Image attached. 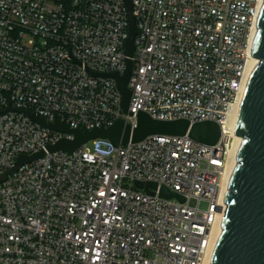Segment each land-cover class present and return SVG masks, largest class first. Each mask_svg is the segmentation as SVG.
<instances>
[{
    "label": "built area",
    "instance_id": "built-area-1",
    "mask_svg": "<svg viewBox=\"0 0 264 264\" xmlns=\"http://www.w3.org/2000/svg\"><path fill=\"white\" fill-rule=\"evenodd\" d=\"M131 4L125 112L116 81L100 76L126 69L124 0H0V178L44 152L0 181V264H205L211 254L233 140L225 120L246 78L258 0ZM24 113L82 132L134 128L144 113L216 123L221 135L214 146L150 136L48 153L73 136Z\"/></svg>",
    "mask_w": 264,
    "mask_h": 264
},
{
    "label": "water",
    "instance_id": "water-1",
    "mask_svg": "<svg viewBox=\"0 0 264 264\" xmlns=\"http://www.w3.org/2000/svg\"><path fill=\"white\" fill-rule=\"evenodd\" d=\"M128 20L126 42L127 61L122 76L100 75L116 81L122 95V107L126 112L130 92L127 84L131 75V58L134 53L133 40L136 35L135 22L131 14V0H124ZM247 52L258 61L247 72L230 128L240 138L233 170L214 239L208 264H264V0H258ZM98 76V75H95ZM43 128L73 136L72 140H61L47 147L48 153H74L96 139L108 140L114 146L137 143L150 136L187 135L192 140L214 146L221 135L218 124L201 122L191 124L186 120L159 121L139 113L134 128L119 121L108 128L93 130H71L63 123L47 124L33 114L24 113ZM44 152L31 157H20L13 169L6 172L0 181L28 163L43 158ZM140 188H155L146 183ZM160 196L177 197L161 189Z\"/></svg>",
    "mask_w": 264,
    "mask_h": 264
},
{
    "label": "bare ground",
    "instance_id": "bare-ground-1",
    "mask_svg": "<svg viewBox=\"0 0 264 264\" xmlns=\"http://www.w3.org/2000/svg\"><path fill=\"white\" fill-rule=\"evenodd\" d=\"M254 64H258V61L255 58H250L247 64V69H246V75L247 72L249 71V69L254 65ZM246 77V76H245ZM241 93V92H240ZM240 96V94H239ZM238 96V99H239ZM237 101L235 102V104L230 108V110L228 111L227 115H226V120H225V124L226 126L229 128L231 135L233 137L232 143H231V148L229 150L228 153V157H227V166H226V171H225V177H224V186H223V195L225 197L226 193H227V189H228V185H229V181H230V177H231V173L233 170V166H234V162H235V158H236V154H237V150H238V146H239V142H240V138L236 135V133L230 128L231 125V121L237 106ZM217 228L218 225L214 228L213 231V235H214V239L216 236V232H217ZM210 255L209 254L206 259H205V264L209 263V259H210Z\"/></svg>",
    "mask_w": 264,
    "mask_h": 264
},
{
    "label": "rangeland",
    "instance_id": "rangeland-1",
    "mask_svg": "<svg viewBox=\"0 0 264 264\" xmlns=\"http://www.w3.org/2000/svg\"><path fill=\"white\" fill-rule=\"evenodd\" d=\"M202 208L204 207V205L201 206Z\"/></svg>",
    "mask_w": 264,
    "mask_h": 264
}]
</instances>
